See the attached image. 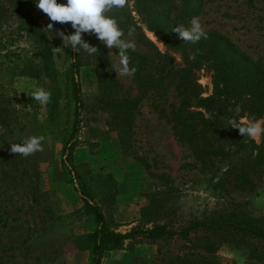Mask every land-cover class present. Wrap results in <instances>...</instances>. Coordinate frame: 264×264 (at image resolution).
Segmentation results:
<instances>
[{"label":"rangeland","instance_id":"1","mask_svg":"<svg viewBox=\"0 0 264 264\" xmlns=\"http://www.w3.org/2000/svg\"><path fill=\"white\" fill-rule=\"evenodd\" d=\"M13 3L0 0V260L88 264L89 252L78 249L75 238L93 225L90 217L76 214L81 200L61 164L73 108L66 80L69 51L55 35L57 26L37 11L24 15ZM197 17L205 30L224 34L264 65V0H206ZM142 32L160 53L168 51L152 31L142 26ZM53 47L60 48L54 52ZM107 50L114 66L119 64L118 50ZM135 50L146 48L136 45ZM196 74L201 95L210 94V71L199 69ZM115 78L117 99L137 95L133 76L115 72ZM79 82L83 108L73 159L93 188L110 228L174 229L230 210L264 222V146L235 147L223 140L225 154L203 164L176 140L170 124L151 106V100L160 103L163 94L153 96L148 89L133 111L124 150L118 139L121 112L108 102L91 65L79 69ZM38 87L52 93L46 106L30 97ZM31 136L45 138L43 151L28 157L10 152L11 143ZM253 142L258 145L260 138ZM254 155L255 171L249 174L253 186L248 189L236 176ZM233 164L237 175L228 173ZM206 240L209 249L201 248L200 235L189 240L135 236L106 252L100 264H151L161 256L185 253L215 257L219 264H243L250 247L246 238L228 233L208 235ZM257 246L264 250V242Z\"/></svg>","mask_w":264,"mask_h":264},{"label":"trees","instance_id":"2","mask_svg":"<svg viewBox=\"0 0 264 264\" xmlns=\"http://www.w3.org/2000/svg\"><path fill=\"white\" fill-rule=\"evenodd\" d=\"M14 1V6H17L24 15L27 16V13L33 10L50 20L36 7L38 0ZM205 2L206 0H129L128 6L124 9L114 8L107 13L115 18L119 27L124 30V39H133L136 45L146 48L145 52L138 50L127 52L130 58L129 66L137 69L133 78L139 89L134 97L126 95L120 99L116 98L113 92L117 86L115 66L109 58L107 47L95 35L82 34L86 42L98 48L94 55H88L82 49L77 53L68 48L70 61L66 69V80L73 108L70 131L62 146L61 164L68 181L75 183L73 189L81 200V206L75 211L76 214L78 217H90L93 225L90 231L75 238V246L78 249L88 250V264H100L106 252L121 248L125 240L135 236L149 240L164 238L189 240L192 235H200L204 240L201 248L209 249L210 243L206 240L208 235L227 233L246 238L250 242L243 264L264 263V250L257 246L258 243L264 242V222H258L235 210L218 213L210 218L195 219L186 226L174 229L164 225L151 228L134 227L124 232L110 228L101 206L95 199L93 188L73 159V150L79 145L77 133L83 108L79 69L85 65L92 66L96 82L108 102L119 107L121 117L117 123L118 139L124 150L127 147V142L124 141L125 134L133 119V111L137 108L140 95L148 89L154 92L153 96L163 94L161 102L159 103L157 99L151 100V106L170 124L176 140L186 144L203 164L225 154L223 140H228V145L235 147L264 146V136H261L260 143L255 145L252 139L242 136L237 128H232L228 123L230 119H235L238 123H246L251 119L264 121L263 63L252 59L218 31L206 30L208 38H202L195 44L185 43L177 33L172 32L173 27L178 24L188 27L191 18L201 13ZM57 3L62 4L58 0ZM52 23L65 35H71L75 31L71 27V22ZM142 26L160 38L168 51L160 53L146 39ZM129 28L135 29L132 36L127 35ZM175 54L179 60H176ZM199 69L210 71L211 93L206 96L201 95L202 88L197 81L196 72ZM237 105L241 107L239 114L235 112ZM256 160L255 155L249 157L247 161L250 164L239 175L235 171L236 163L230 167L233 171L229 170L228 173L240 176L241 183L251 189L253 185L249 174L255 171ZM0 264L26 263L1 259ZM151 264H219V262L215 257L209 256L206 259L185 253L161 256Z\"/></svg>","mask_w":264,"mask_h":264},{"label":"clouds","instance_id":"3","mask_svg":"<svg viewBox=\"0 0 264 264\" xmlns=\"http://www.w3.org/2000/svg\"><path fill=\"white\" fill-rule=\"evenodd\" d=\"M129 4V0H67L66 4H58L57 0H38L36 7L45 13L52 22L61 24L71 22V27L75 30L71 35H65L63 31L57 30L56 36L62 38L63 46L71 48L73 51L80 53L82 49L88 55H94L98 48L86 42L82 34L88 33L95 35L99 41L108 48L115 47L118 49L120 57L119 64L114 68L117 76H134L137 69L130 67V58L127 55L128 50H135L134 41L126 40L124 30L119 27L118 21L107 15L114 8L124 9ZM47 28L52 30L53 24L49 23ZM134 28H129L127 35L132 36ZM172 32L178 34L179 38L185 43H198L202 38L207 39L206 30L200 23L199 17H192L189 26L183 24L173 27ZM60 47H53V51L59 50ZM194 59V57H190ZM30 97L40 105L46 106L51 102L52 93L43 87L33 90ZM240 105H237L235 112L239 114ZM232 128H237L239 133L252 140H258L264 136V121L251 119L246 123H238L235 119L228 121ZM3 129L0 128V132ZM43 136H31L23 140L22 143H11L10 152L19 154V156L28 157L43 151Z\"/></svg>","mask_w":264,"mask_h":264}]
</instances>
